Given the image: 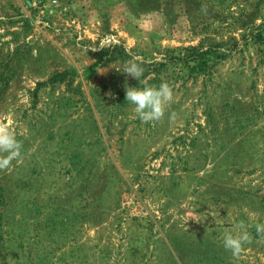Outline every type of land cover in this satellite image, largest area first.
I'll return each mask as SVG.
<instances>
[{"label":"rangeland","instance_id":"1","mask_svg":"<svg viewBox=\"0 0 264 264\" xmlns=\"http://www.w3.org/2000/svg\"><path fill=\"white\" fill-rule=\"evenodd\" d=\"M162 82L143 123L125 83ZM0 123V264H264L222 246L264 223V0H0Z\"/></svg>","mask_w":264,"mask_h":264},{"label":"clouds","instance_id":"2","mask_svg":"<svg viewBox=\"0 0 264 264\" xmlns=\"http://www.w3.org/2000/svg\"><path fill=\"white\" fill-rule=\"evenodd\" d=\"M202 14L208 13V6L201 5ZM223 51V50H221ZM145 69L141 62L129 60L125 63L123 73L140 81ZM125 99L134 106V113L143 123H154L164 119L165 114L174 101V91L167 82L159 86L145 85L144 87H130L125 83ZM175 116L173 113L169 118ZM23 158V144L17 140L11 128L0 123V171H7L13 166V161ZM250 227L255 228L257 236L264 239V223L255 222L250 225L241 220L235 223L231 229L224 231L222 235V246L229 251L234 258H238L244 251V245L252 242Z\"/></svg>","mask_w":264,"mask_h":264}]
</instances>
